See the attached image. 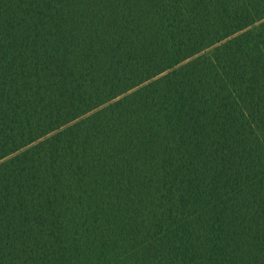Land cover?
Wrapping results in <instances>:
<instances>
[{"label":"trees","instance_id":"1","mask_svg":"<svg viewBox=\"0 0 264 264\" xmlns=\"http://www.w3.org/2000/svg\"><path fill=\"white\" fill-rule=\"evenodd\" d=\"M0 264H264V0H0Z\"/></svg>","mask_w":264,"mask_h":264}]
</instances>
